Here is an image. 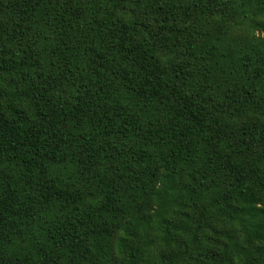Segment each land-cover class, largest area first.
<instances>
[{
  "label": "trees",
  "instance_id": "16d2710c",
  "mask_svg": "<svg viewBox=\"0 0 264 264\" xmlns=\"http://www.w3.org/2000/svg\"><path fill=\"white\" fill-rule=\"evenodd\" d=\"M0 264H264V0H0Z\"/></svg>",
  "mask_w": 264,
  "mask_h": 264
}]
</instances>
